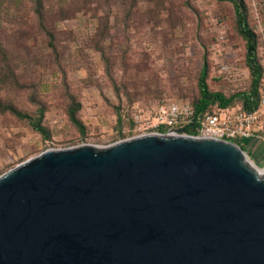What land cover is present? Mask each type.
I'll use <instances>...</instances> for the list:
<instances>
[{
  "label": "water",
  "instance_id": "obj_1",
  "mask_svg": "<svg viewBox=\"0 0 264 264\" xmlns=\"http://www.w3.org/2000/svg\"><path fill=\"white\" fill-rule=\"evenodd\" d=\"M0 264H264V169L184 129L45 151L0 176Z\"/></svg>",
  "mask_w": 264,
  "mask_h": 264
},
{
  "label": "rangeland",
  "instance_id": "obj_2",
  "mask_svg": "<svg viewBox=\"0 0 264 264\" xmlns=\"http://www.w3.org/2000/svg\"><path fill=\"white\" fill-rule=\"evenodd\" d=\"M41 1L39 8L36 0H0V104L34 118L42 111L49 131L44 138L0 107V176L48 150L139 136L128 116L120 122L122 111L194 103L204 61L211 91L230 97L250 89L231 3ZM244 1L264 67V0ZM72 98L83 129L70 121Z\"/></svg>",
  "mask_w": 264,
  "mask_h": 264
},
{
  "label": "built area",
  "instance_id": "obj_3",
  "mask_svg": "<svg viewBox=\"0 0 264 264\" xmlns=\"http://www.w3.org/2000/svg\"><path fill=\"white\" fill-rule=\"evenodd\" d=\"M222 67L226 72L228 67L225 64ZM262 82L260 105L253 112H246L240 106H215L197 117L190 102L168 101L153 108L135 109L132 114L134 128L140 135L173 133L176 129H184V134L189 135L185 127L191 124L195 125L196 132L191 136L217 137L237 146L236 142L243 145L246 140L261 137L259 133L264 125V75Z\"/></svg>",
  "mask_w": 264,
  "mask_h": 264
},
{
  "label": "trees",
  "instance_id": "obj_4",
  "mask_svg": "<svg viewBox=\"0 0 264 264\" xmlns=\"http://www.w3.org/2000/svg\"><path fill=\"white\" fill-rule=\"evenodd\" d=\"M219 2H228L233 4L235 9V20L238 27L239 34L242 36L246 42V64L250 70L251 75V84L250 89L247 92H242L234 94L230 97H226L221 92H213L210 90L207 79H208V63L204 61L202 66L200 77L198 80L199 87V97L194 103H191L194 110L195 116H200L209 109H213L215 106L220 107H236L240 106L246 112H253L259 108L261 100V92L263 87V75L264 67L261 65L258 59V44H257V34L251 28L247 13H246V4L244 0H217ZM37 6L40 8L42 6L41 0H36ZM236 99L240 100V103H234ZM4 111H8L20 120H26L32 126V128L39 132L44 138H49V131L43 124V112L40 111L37 117H33L23 111L19 110L14 106H2ZM80 109V104L76 102L75 99H71V105L68 109V115L70 121L77 127L83 129V126L77 116ZM129 117L132 121V114L129 112L120 114L119 120L123 122L124 119ZM133 125V124H132ZM186 133L189 135H195V125H189L185 127ZM161 132H166L161 130ZM245 152V147L239 142H236Z\"/></svg>",
  "mask_w": 264,
  "mask_h": 264
},
{
  "label": "crops",
  "instance_id": "obj_5",
  "mask_svg": "<svg viewBox=\"0 0 264 264\" xmlns=\"http://www.w3.org/2000/svg\"><path fill=\"white\" fill-rule=\"evenodd\" d=\"M259 135L261 136L260 138L256 137L246 140L243 145L251 160L259 163L261 167H264V125Z\"/></svg>",
  "mask_w": 264,
  "mask_h": 264
}]
</instances>
